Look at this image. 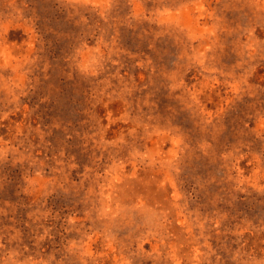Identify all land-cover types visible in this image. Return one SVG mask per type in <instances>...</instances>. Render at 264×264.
Wrapping results in <instances>:
<instances>
[{"label":"rangeland","instance_id":"obj_1","mask_svg":"<svg viewBox=\"0 0 264 264\" xmlns=\"http://www.w3.org/2000/svg\"><path fill=\"white\" fill-rule=\"evenodd\" d=\"M0 264H264V0H0Z\"/></svg>","mask_w":264,"mask_h":264}]
</instances>
